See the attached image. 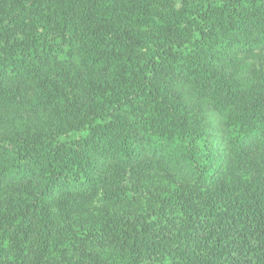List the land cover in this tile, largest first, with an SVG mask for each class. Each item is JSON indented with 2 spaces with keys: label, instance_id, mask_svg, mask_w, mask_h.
<instances>
[{
  "label": "trees",
  "instance_id": "1",
  "mask_svg": "<svg viewBox=\"0 0 264 264\" xmlns=\"http://www.w3.org/2000/svg\"><path fill=\"white\" fill-rule=\"evenodd\" d=\"M263 48L264 0H0V101L61 115L0 134V264H264Z\"/></svg>",
  "mask_w": 264,
  "mask_h": 264
},
{
  "label": "rangeland",
  "instance_id": "2",
  "mask_svg": "<svg viewBox=\"0 0 264 264\" xmlns=\"http://www.w3.org/2000/svg\"><path fill=\"white\" fill-rule=\"evenodd\" d=\"M245 67L247 77L252 82H260L264 79V48L250 54H240L237 56ZM11 92L20 98L31 99L34 96L33 88L23 82H15L11 86ZM60 113L55 110H33L15 102L0 101V134L5 132L7 125L30 127L34 132L51 130L53 123L59 119ZM12 122V123H11ZM264 156V155H263ZM230 174L237 173L238 163H230ZM107 201L102 194L94 199V205H107Z\"/></svg>",
  "mask_w": 264,
  "mask_h": 264
}]
</instances>
